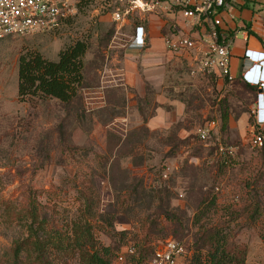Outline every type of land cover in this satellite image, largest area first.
I'll use <instances>...</instances> for the list:
<instances>
[{"label":"rangeland","instance_id":"1","mask_svg":"<svg viewBox=\"0 0 264 264\" xmlns=\"http://www.w3.org/2000/svg\"><path fill=\"white\" fill-rule=\"evenodd\" d=\"M117 8L118 0H95L54 31L0 41V264H10L5 259L14 242L28 237L30 194L45 215L49 242L55 227L73 240L72 225L81 222L126 258L132 243L140 251L174 238L190 247L185 264H205L209 236L222 232L246 246V264H264V151L250 142L255 132L264 133L252 112L256 99L238 86L218 87L210 75L192 74L179 60L148 77L146 97L126 83L111 86L124 43L147 19L134 12L117 33ZM86 36V80L75 100H19L22 52L58 61L61 49ZM158 98L166 101L164 126L149 129ZM172 99L185 107L180 117ZM224 99L231 117L222 130ZM243 114H250L248 123L238 125ZM212 121L216 127L203 140L199 129ZM221 146L233 156L227 165ZM49 242L55 264H78L72 244L63 250ZM33 260L28 242L20 264Z\"/></svg>","mask_w":264,"mask_h":264},{"label":"built area","instance_id":"2","mask_svg":"<svg viewBox=\"0 0 264 264\" xmlns=\"http://www.w3.org/2000/svg\"><path fill=\"white\" fill-rule=\"evenodd\" d=\"M118 1L122 8H117L112 14L117 33L124 26V20L137 8L135 2L127 6L126 0ZM230 1L233 0H144L141 7L145 12L170 10L180 13L188 25L205 27V33L200 38L181 34L166 37V47L173 52H186L190 55L189 69L192 74H217L232 81L235 79L231 71L232 39L221 29L220 17L221 9ZM77 2L73 0H0V41L56 30L63 21L78 13ZM146 37L144 25H137L134 34L129 36L124 46L143 49L147 43ZM253 52L250 49L247 50V55L253 57V60L246 58L254 65L257 63V75L252 77L249 69H246L242 78L260 89L257 94L256 113L258 118H261L260 122L264 123V61L255 59ZM254 53L263 56L260 52ZM111 71L109 78L111 86L126 85L123 72H113L114 69ZM215 127L216 122L212 121L206 128L199 129L200 137L206 140ZM250 142L253 147L264 149V133L255 132ZM235 148L229 146L226 151L233 154ZM220 149L224 151L222 146ZM227 152L224 151L222 154ZM126 253L133 255L136 253V248L129 245ZM189 257L190 252L184 241L166 239L157 243L148 264H185ZM123 260L124 255H120L118 261Z\"/></svg>","mask_w":264,"mask_h":264},{"label":"trees","instance_id":"3","mask_svg":"<svg viewBox=\"0 0 264 264\" xmlns=\"http://www.w3.org/2000/svg\"><path fill=\"white\" fill-rule=\"evenodd\" d=\"M94 1L95 0H78L76 3L78 12L84 10ZM73 17L63 21L60 26ZM139 22L137 24H139ZM89 49L90 41L88 36H86L76 39L61 49L58 61L50 60L36 50L22 52L18 60L17 95L19 100L21 102H26L57 99L62 103H71L78 97L79 92L84 88L86 80L85 59ZM226 81L229 85L238 86L246 90L257 101V86L249 84L243 78ZM230 117L228 100L224 99L221 106L222 130L228 127ZM259 149L264 151L263 148ZM231 157L233 156L226 154L225 159H222L223 165H227V161L230 160ZM30 196L29 221H27L26 224L28 237L25 239H17L14 242L13 248L6 256L5 263L9 261L10 264H20L22 262V255L28 248L29 242L32 244V253H34L33 261L35 264H55L49 258V241L44 237L45 215L41 216L36 196L34 194H30ZM214 201L215 198H213L212 202ZM72 235L73 240H70L69 243L65 231L57 227L52 228L50 235L51 242L49 243L63 250H69L74 247L75 250L79 252L80 259L78 264H118V258L121 255L119 253V248L100 242L95 237L89 224L81 222L74 223L72 225ZM206 243H208L209 253L205 264H246V246H237L234 242L231 243L229 238L224 236L222 232L211 234ZM130 245L136 248V253L133 255L128 254L130 258L124 257V261L126 260L127 263L131 264H148L156 249L155 245L153 248L151 247V249L143 248L139 251L136 243ZM187 249L190 250L189 245H187ZM191 258L192 256L188 259ZM195 258L197 262L201 261L199 253L196 254Z\"/></svg>","mask_w":264,"mask_h":264},{"label":"crops","instance_id":"4","mask_svg":"<svg viewBox=\"0 0 264 264\" xmlns=\"http://www.w3.org/2000/svg\"><path fill=\"white\" fill-rule=\"evenodd\" d=\"M78 1V0H77ZM144 0H126L127 6L135 2L137 8L132 13L137 12L140 16H146V20L139 22L137 25H144L146 30V46L143 49L126 48L124 57L119 60L120 70L125 76V83L131 88L137 89L139 93L145 90V81L148 77L157 74L162 75L165 71L164 67L172 62H177L189 66L191 57L186 52H173L166 47L165 38L172 35H189L194 38H200L205 33V27L188 25L186 20L180 13L170 10L160 12H145L142 9ZM122 6V5H121ZM131 13V14H132ZM220 17L222 19L221 29L232 39L231 46V71L236 80L242 79L244 70L249 69L250 75H257V63L247 59H254L247 55V50L260 52L263 56L256 55L255 59L264 61V0H233L221 9ZM129 24L128 17L124 20V25ZM133 29L132 34H134ZM172 31V32H171ZM170 34V35H169ZM258 57V58H257ZM210 75L214 79L218 87L228 85L226 79L217 74ZM158 76V77H159ZM260 89H258L259 91ZM142 93V92H141ZM141 97H146V91ZM170 98L164 97V100ZM156 111L149 116L146 121V126L149 129H155L164 126L162 123L163 112L166 110V101H160L158 98ZM171 100V99H170ZM170 104L175 108L177 117L183 115L185 107L178 99H172ZM257 101L255 102L252 112L257 120L260 128H263L264 123H261V118H258L256 113ZM250 114H243L238 122L239 124L248 123ZM233 120V118H231ZM236 124V123H234ZM233 124V125H234ZM174 239V238H170Z\"/></svg>","mask_w":264,"mask_h":264}]
</instances>
